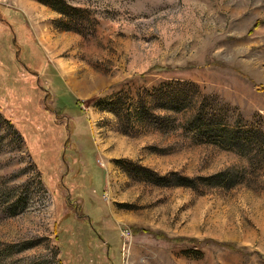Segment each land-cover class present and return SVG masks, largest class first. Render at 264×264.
Returning <instances> with one entry per match:
<instances>
[{
	"label": "rangeland",
	"instance_id": "rangeland-1",
	"mask_svg": "<svg viewBox=\"0 0 264 264\" xmlns=\"http://www.w3.org/2000/svg\"><path fill=\"white\" fill-rule=\"evenodd\" d=\"M1 6L0 264H264V0Z\"/></svg>",
	"mask_w": 264,
	"mask_h": 264
},
{
	"label": "trees",
	"instance_id": "trees-1",
	"mask_svg": "<svg viewBox=\"0 0 264 264\" xmlns=\"http://www.w3.org/2000/svg\"><path fill=\"white\" fill-rule=\"evenodd\" d=\"M9 9V10H8ZM0 15H1V17H0V24L2 25V29H4V28H6V29H8L9 31H10V34H12V31H13V35L16 33V30H15V24L17 25V26H19V27H17V29L18 28H22L23 27V25H22V22H23V20H22V15H21V13L18 11V10H13V9H10V8H7V7H5V6H1L0 7ZM15 23V24H14ZM1 38V37H0ZM13 39H15V37L13 36ZM0 42H3V40H1ZM5 42V41H4ZM17 43V42H16ZM28 43V44H27ZM26 43V45H24V46H22L21 48H20V51L24 54V53H29L30 55H31V53H32V51H31V49H32V46L30 45V42L28 41ZM15 45V41L14 40H12V44L10 45V44H8V46H9V48L11 49V47L12 46H14ZM18 45V44H17ZM16 51H17V54H15L16 55V59L18 60V64L20 65V66H22L23 67V69L25 70V71H29V69H30V67L28 66V65H26L23 61H22V59L19 57V55H18V50L16 49ZM31 56H33V57H35V54H33V55H31ZM37 57V56H36ZM38 58V57H37ZM42 61V60H41ZM40 64H41V62H40ZM35 65H36V63H35ZM18 70H20L19 68H17ZM2 73V74H1ZM9 75L8 74V68H7V66H6V64L4 63V61L0 58V76H2V75ZM1 107V106H0ZM2 108V107H1ZM22 115H24L23 116V118H25V121H24V123H23V125H22V136L24 137V140H25V142H26V145H27V147H28V149L32 152H34V154H35V157H33V159L36 161V163L39 165L38 167H39V169L43 172V173H45L47 170H46V167H45V165H44V163L42 162V160H41V154H42V152H37L36 151V149H35V145H34V143H31V145H30V143L28 142V136H27V134H26V132L28 131V128H29V125H33L34 123L32 122V121H30L31 120V117L30 116H27V115H25L24 113L22 114ZM195 119L193 120V121H195V120H197V119H199L200 117H202L201 115H199V113H196L195 114ZM37 121H38V119H37ZM41 123H42V121H41ZM36 126H39V121L38 122H36V124H35ZM206 127H208V126H206ZM25 128V129H24ZM200 130V129H199ZM218 131H219V135H220V137L222 138V141H225V142H227V143H229V145H234V146H236V142H237V140H236V136H234V134L232 133V132H230V133H228L227 131H225V129H222V128H218ZM201 132H205L203 129H202V131ZM44 136H46V134H43V135H41L40 136V139L42 138V137H44ZM54 136H53V134L51 135V138H53ZM56 138V137H55ZM58 142V141H57ZM56 145H57V143H56ZM64 146V145H63ZM55 152V151H54ZM53 160L55 161V157H54V153H53ZM51 168H52V165L50 166ZM73 170H74V168H73ZM49 184V183H48ZM51 188H52V190H54L53 189V186H51ZM79 188H80V186H78V189H77V192H79ZM87 217V216H86ZM87 219V223L89 224V225H91V223H90V221H89V218L87 217L86 218ZM260 257L262 258V259H264V255H260Z\"/></svg>",
	"mask_w": 264,
	"mask_h": 264
},
{
	"label": "built area",
	"instance_id": "built-area-1",
	"mask_svg": "<svg viewBox=\"0 0 264 264\" xmlns=\"http://www.w3.org/2000/svg\"><path fill=\"white\" fill-rule=\"evenodd\" d=\"M121 236L127 237V236H129V233L127 231H122Z\"/></svg>",
	"mask_w": 264,
	"mask_h": 264
},
{
	"label": "bare ground",
	"instance_id": "bare-ground-1",
	"mask_svg": "<svg viewBox=\"0 0 264 264\" xmlns=\"http://www.w3.org/2000/svg\"><path fill=\"white\" fill-rule=\"evenodd\" d=\"M71 88L75 91V89L77 88H75V86H73V85H71ZM77 90H78V88H77ZM77 90H76V92H77ZM80 92V91H79ZM78 95H80L81 96V94L80 93H78Z\"/></svg>",
	"mask_w": 264,
	"mask_h": 264
}]
</instances>
